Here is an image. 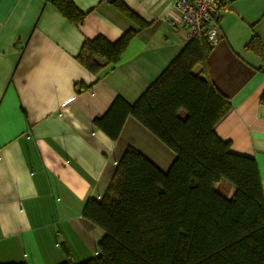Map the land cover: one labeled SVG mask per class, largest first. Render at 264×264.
Returning <instances> with one entry per match:
<instances>
[{
  "label": "crops",
  "instance_id": "obj_1",
  "mask_svg": "<svg viewBox=\"0 0 264 264\" xmlns=\"http://www.w3.org/2000/svg\"><path fill=\"white\" fill-rule=\"evenodd\" d=\"M85 13L79 26L51 0H0V263H80L97 254L103 231L82 217L100 200L127 145L162 171L174 152L133 117L117 140L93 124L115 96L133 103L187 43L175 0H71ZM209 74L230 109L215 125L238 154L253 156L264 187V56L246 48L254 34L264 49V0H226ZM136 30L120 60L94 75L76 60L84 39L113 42ZM199 69V67H198ZM89 88L76 93L74 84ZM184 112L180 111V116ZM234 188L229 187L227 197Z\"/></svg>",
  "mask_w": 264,
  "mask_h": 264
},
{
  "label": "trees",
  "instance_id": "obj_2",
  "mask_svg": "<svg viewBox=\"0 0 264 264\" xmlns=\"http://www.w3.org/2000/svg\"><path fill=\"white\" fill-rule=\"evenodd\" d=\"M51 3L76 26L85 18L71 0ZM110 3L139 28L147 25L121 0ZM225 5L220 0L216 25ZM136 32L129 29L113 42L102 35L84 39L76 60L98 75L119 62ZM212 44L204 35L188 38L133 103L115 96L93 119L117 140L131 116L171 149L174 159L162 171L127 145L102 198L89 197L82 208V217L103 231L97 254L74 263L61 243L67 259L58 264H264V187L257 161L233 152L214 130L230 103L210 78ZM245 47L264 56L254 34ZM87 88L74 84L76 93ZM259 101L264 104V91Z\"/></svg>",
  "mask_w": 264,
  "mask_h": 264
},
{
  "label": "built area",
  "instance_id": "obj_3",
  "mask_svg": "<svg viewBox=\"0 0 264 264\" xmlns=\"http://www.w3.org/2000/svg\"><path fill=\"white\" fill-rule=\"evenodd\" d=\"M220 0H175L174 6L181 15V25L187 30V37L204 35L210 43L220 36L214 16Z\"/></svg>",
  "mask_w": 264,
  "mask_h": 264
},
{
  "label": "rangeland",
  "instance_id": "obj_4",
  "mask_svg": "<svg viewBox=\"0 0 264 264\" xmlns=\"http://www.w3.org/2000/svg\"><path fill=\"white\" fill-rule=\"evenodd\" d=\"M194 71H195V72H197V71H198V66H196V67L194 68Z\"/></svg>",
  "mask_w": 264,
  "mask_h": 264
}]
</instances>
